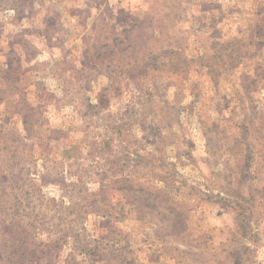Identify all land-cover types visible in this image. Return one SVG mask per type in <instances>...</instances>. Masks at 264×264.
<instances>
[{
	"label": "rangeland",
	"instance_id": "374dc122",
	"mask_svg": "<svg viewBox=\"0 0 264 264\" xmlns=\"http://www.w3.org/2000/svg\"><path fill=\"white\" fill-rule=\"evenodd\" d=\"M263 14L0 0V226L40 264H264Z\"/></svg>",
	"mask_w": 264,
	"mask_h": 264
},
{
	"label": "trees",
	"instance_id": "16d2710c",
	"mask_svg": "<svg viewBox=\"0 0 264 264\" xmlns=\"http://www.w3.org/2000/svg\"><path fill=\"white\" fill-rule=\"evenodd\" d=\"M263 19L264 14L262 16V20L259 21L262 24L255 26V36L257 39L264 34ZM27 122V119H25L24 123ZM134 192L137 195H142L140 192H143V189H139L137 192ZM146 195L148 194L146 193ZM153 195L159 197L158 202L160 206L162 202H164V205H166L167 201L169 200V197L162 198L163 194L161 193H154ZM161 207L165 209V206ZM166 209H168L170 214L175 215L173 220H178L180 214H178L176 210L170 208V206H168ZM1 213L2 212H0V214ZM239 216L246 219L250 218L251 215L239 214ZM40 244H42V242L35 240V228H33V225H31L28 230L18 232L7 231L2 226H0V264H40L41 261L45 259L44 253L38 251V249H40Z\"/></svg>",
	"mask_w": 264,
	"mask_h": 264
}]
</instances>
